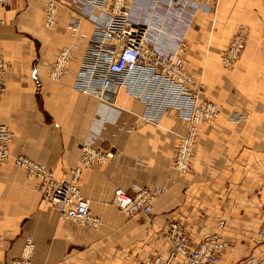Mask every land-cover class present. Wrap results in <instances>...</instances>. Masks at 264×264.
I'll list each match as a JSON object with an SVG mask.
<instances>
[{"label":"crops","instance_id":"obj_1","mask_svg":"<svg viewBox=\"0 0 264 264\" xmlns=\"http://www.w3.org/2000/svg\"><path fill=\"white\" fill-rule=\"evenodd\" d=\"M51 0H13L0 7V48L7 64L0 123L13 131L10 158L0 166V264L23 255L33 236L31 264H141L165 253L164 229L178 220L194 239L219 232L228 241L222 264H264L259 232L264 207V0H128L133 18L154 25L149 42L164 51L184 36L186 68L206 85L203 97L222 114L199 124L192 168H174L186 123L169 109L158 120L143 117L147 106L123 90L111 100L83 94L74 78L96 23L88 0H54L56 24L45 25ZM110 8V1L106 9ZM80 17L78 28L70 26ZM241 24L250 28L236 68L221 57ZM63 47L73 49L67 72L49 77ZM234 112L243 118L231 119ZM107 139L114 152L103 164L84 168L79 186L101 221L90 229L59 217L14 164L27 155L70 179L81 145ZM122 187L155 194L153 212L125 217L113 203ZM226 220L221 227L219 221Z\"/></svg>","mask_w":264,"mask_h":264},{"label":"built area","instance_id":"obj_2","mask_svg":"<svg viewBox=\"0 0 264 264\" xmlns=\"http://www.w3.org/2000/svg\"><path fill=\"white\" fill-rule=\"evenodd\" d=\"M109 1L110 8L106 9ZM12 2L0 0V7L9 6ZM88 2L93 10L100 11L91 14L96 26L82 54L73 88L102 101L113 99L118 91L123 90L128 96L146 104L143 117L151 121H158L169 109L176 110L179 118L186 122V130L178 139L174 168L181 173L189 172L198 135L197 125L216 122L222 112L218 103L203 97L206 85L186 68L183 59L187 51L185 37H176L174 50H161L149 42L154 25L135 20L128 0ZM56 17L55 1L51 0L46 7V25H55ZM79 23L80 17L75 16L69 24L78 28ZM248 36L247 26L241 24L223 50L221 61L226 69L235 68ZM73 54L71 47H63L58 52L50 65L49 77L52 80H59L67 72ZM6 70L7 64L0 48V101L6 92ZM230 118L239 120L243 115L234 112ZM12 140L10 126L0 123V166L10 158ZM106 141V138L99 142L91 138L83 141L79 162L71 169L70 179L58 178L46 163L27 155H17L14 164L26 171L29 180L36 182V189L54 206L61 219L98 229L100 218L93 213L90 199L81 193L79 180L84 168L103 164L113 157V150L104 147ZM154 200L155 194L147 187L133 194L118 187L114 191L113 203L129 218L136 214L150 215ZM219 225L224 227L226 220L221 219ZM260 234L264 236V219ZM164 238L168 250L144 259L141 264H222L228 247V241L219 232L194 239L184 224L176 219L164 229ZM33 246V236L27 235L23 255L11 264H31Z\"/></svg>","mask_w":264,"mask_h":264},{"label":"rangeland","instance_id":"obj_3","mask_svg":"<svg viewBox=\"0 0 264 264\" xmlns=\"http://www.w3.org/2000/svg\"><path fill=\"white\" fill-rule=\"evenodd\" d=\"M56 19H57V17H56ZM45 20H46V17H45ZM56 24V23H55ZM45 25H46V23H45ZM244 25H246V24H244ZM47 26V25H46ZM247 26V28H248V31H249V33H250V28H249V26L248 25H246ZM50 27V26H49ZM235 33V32H234ZM232 39V38H231ZM187 41V40H186ZM230 42V41H229ZM229 44V43H228ZM262 47H264V38H263V46ZM263 53H264V49H263ZM238 63V62H237ZM237 65V64H236ZM236 67V66H235ZM235 68H233V69H230V70H228V69H226V70H228V71H233ZM191 73V72H190ZM192 74V73H191ZM193 75V74H192ZM194 76V75H193ZM199 80V79H198ZM262 84H263V87H264V77H263V79H262ZM206 92V91H205ZM214 101V100H213ZM216 102V101H215ZM217 103V102H216ZM186 123V122H185ZM215 123V122H214ZM213 124V123H212ZM107 140V139H106ZM107 142V141H106ZM105 142V143H106ZM105 143H104V147H105ZM261 213H262V223L260 224V227H259V232H261V230H262V227H263V219H264V207L263 208H261ZM96 215V214H95Z\"/></svg>","mask_w":264,"mask_h":264},{"label":"bare ground","instance_id":"obj_4","mask_svg":"<svg viewBox=\"0 0 264 264\" xmlns=\"http://www.w3.org/2000/svg\"><path fill=\"white\" fill-rule=\"evenodd\" d=\"M238 64V63H237ZM237 66V65H236ZM236 68V67H235Z\"/></svg>","mask_w":264,"mask_h":264}]
</instances>
